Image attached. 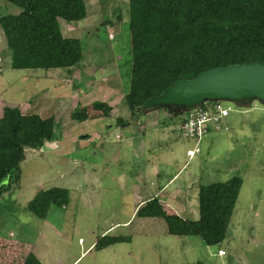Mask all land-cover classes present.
<instances>
[{
  "label": "rangeland",
  "instance_id": "374dc122",
  "mask_svg": "<svg viewBox=\"0 0 264 264\" xmlns=\"http://www.w3.org/2000/svg\"><path fill=\"white\" fill-rule=\"evenodd\" d=\"M128 10L129 0H89L84 20L58 21L62 35L82 45L81 63L69 70H11L0 28L2 97L38 102L33 113L55 122V141L26 149L19 184L0 199V264H23L30 253L42 264H264V106L222 104L230 109L223 128L200 140L184 138L164 111L132 118L120 104L131 75ZM18 13L0 0V17ZM95 102L112 107V116L97 118ZM84 107L96 119L72 117ZM233 176L243 185L218 246L171 236L163 220L137 217L157 196L167 215L196 221L198 187ZM51 188L67 190L68 205L52 206L44 220L27 212ZM105 235L129 241L95 251Z\"/></svg>",
  "mask_w": 264,
  "mask_h": 264
},
{
  "label": "trees",
  "instance_id": "16d2710c",
  "mask_svg": "<svg viewBox=\"0 0 264 264\" xmlns=\"http://www.w3.org/2000/svg\"><path fill=\"white\" fill-rule=\"evenodd\" d=\"M20 9L17 15L0 17V28L11 53L14 71L72 69L82 61L80 40L62 35L58 21L76 23L86 18L89 0H2ZM131 75L121 103L131 117L141 116L145 102L160 96L179 80L230 65L264 63V0H129ZM223 104V103H221ZM213 104L202 105L206 110ZM98 117L109 118L112 107L95 102ZM191 111L190 113H192ZM188 113V114H190ZM78 122L96 119L87 108L75 111ZM184 116L171 117L179 124ZM117 118V124H122ZM53 117L23 115L18 107H4L0 118V199L17 186L26 149L39 150L53 142ZM243 182L233 176L226 182L198 187L196 221L167 215L157 197L137 212L143 219H161L174 237H196L208 247L220 245L227 236ZM69 203L67 190L40 191L26 207L44 220L52 206ZM129 238L101 236L97 252L122 244ZM23 264H41L28 254ZM202 264V263H198Z\"/></svg>",
  "mask_w": 264,
  "mask_h": 264
},
{
  "label": "water",
  "instance_id": "95a60500",
  "mask_svg": "<svg viewBox=\"0 0 264 264\" xmlns=\"http://www.w3.org/2000/svg\"><path fill=\"white\" fill-rule=\"evenodd\" d=\"M232 104L249 108L264 106V63L230 65L205 71L195 78L179 80L160 96L142 106V113L164 111L171 117L187 115L205 104Z\"/></svg>",
  "mask_w": 264,
  "mask_h": 264
},
{
  "label": "built area",
  "instance_id": "2783aa9c",
  "mask_svg": "<svg viewBox=\"0 0 264 264\" xmlns=\"http://www.w3.org/2000/svg\"><path fill=\"white\" fill-rule=\"evenodd\" d=\"M229 112L230 109L224 108L221 103H215L206 110H194L185 115L179 132L184 138L200 140L210 129L221 130L224 126L223 120L229 116ZM218 255L225 254L219 251Z\"/></svg>",
  "mask_w": 264,
  "mask_h": 264
},
{
  "label": "crops",
  "instance_id": "0c3cea01",
  "mask_svg": "<svg viewBox=\"0 0 264 264\" xmlns=\"http://www.w3.org/2000/svg\"><path fill=\"white\" fill-rule=\"evenodd\" d=\"M30 102V101H29ZM29 102H26V103H23V104H19V105H16L14 103H11V102H8L6 101L5 98L2 97V92H0V118L2 117L3 115V108L4 107H15V106H18L21 111V113L23 115H37V113H33V111L35 112V108L39 107L40 103L38 104L37 103H34L32 107H29L28 103ZM28 111H30L31 113H28ZM38 116L42 117L40 114H38ZM120 116H117L116 118H119ZM85 136H83L82 138H84ZM165 188V187H163ZM153 197H157V196H153ZM158 198V197H157ZM159 199V198H158ZM160 203H163L160 199H159ZM164 204V203H163ZM141 204L139 203L138 206H140ZM167 206H169L168 204H166ZM173 215H176L174 212H173ZM95 244V243H94ZM38 260V259H37ZM39 261V260H38ZM40 262V261H39ZM41 263V262H40ZM42 264V263H41Z\"/></svg>",
  "mask_w": 264,
  "mask_h": 264
}]
</instances>
